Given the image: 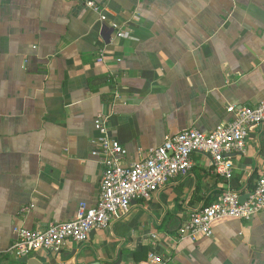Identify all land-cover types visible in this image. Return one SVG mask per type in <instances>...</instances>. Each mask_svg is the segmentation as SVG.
<instances>
[{"label":"crops","instance_id":"obj_1","mask_svg":"<svg viewBox=\"0 0 264 264\" xmlns=\"http://www.w3.org/2000/svg\"><path fill=\"white\" fill-rule=\"evenodd\" d=\"M0 0V251L15 229H40L94 204L103 171L94 119L125 152L168 134L214 129L228 105L264 97V0ZM115 22L122 34H116ZM148 200L133 199L86 241L39 250L35 264H264V209L218 218L210 236L178 228L226 187L247 193L264 161V124L233 153L226 181L207 155ZM152 255L161 259L155 262ZM0 256V264H18ZM26 264V263H21Z\"/></svg>","mask_w":264,"mask_h":264},{"label":"built area","instance_id":"obj_2","mask_svg":"<svg viewBox=\"0 0 264 264\" xmlns=\"http://www.w3.org/2000/svg\"><path fill=\"white\" fill-rule=\"evenodd\" d=\"M83 3L106 20L103 7L97 0H74ZM116 34L122 31L115 22ZM226 111L232 114L214 129L202 131L195 127L183 129L164 137L161 144L127 165H121L119 158L125 149L118 139L109 132L105 119L97 115L94 127L98 132L103 171L94 204L80 202L70 220L54 221L40 229L18 227L15 238L0 256L7 254L14 258L30 256L49 249H58L64 241L78 243L88 239L94 229L109 225L114 212H127L133 199L148 200L159 188L172 178L183 177L193 168L192 155L202 153L208 156L210 165L217 176L228 181L233 174V153L245 151L246 138L252 126L264 124V97L255 105H228ZM248 196L240 202L242 194L226 187L210 203L192 211L178 228L180 236L195 240L199 236H210L213 223L218 218L251 219L264 209V161ZM155 262L161 259L152 255Z\"/></svg>","mask_w":264,"mask_h":264},{"label":"water","instance_id":"obj_3","mask_svg":"<svg viewBox=\"0 0 264 264\" xmlns=\"http://www.w3.org/2000/svg\"><path fill=\"white\" fill-rule=\"evenodd\" d=\"M247 196H248V193L241 194V195L239 196V200H240V202H243ZM36 261L38 262L37 259H35V258H30L29 256H21L20 258L17 259V263H18V264H21V263L35 264ZM38 263H39V262H38Z\"/></svg>","mask_w":264,"mask_h":264},{"label":"trees","instance_id":"obj_4","mask_svg":"<svg viewBox=\"0 0 264 264\" xmlns=\"http://www.w3.org/2000/svg\"><path fill=\"white\" fill-rule=\"evenodd\" d=\"M214 199V198H213ZM204 205H207V204H204Z\"/></svg>","mask_w":264,"mask_h":264}]
</instances>
